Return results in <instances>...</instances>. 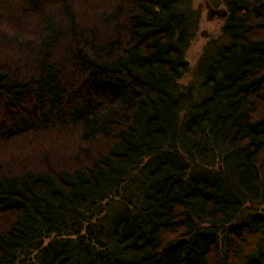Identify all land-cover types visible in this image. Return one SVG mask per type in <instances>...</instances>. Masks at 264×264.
Segmentation results:
<instances>
[{"label": "trees", "instance_id": "obj_1", "mask_svg": "<svg viewBox=\"0 0 264 264\" xmlns=\"http://www.w3.org/2000/svg\"><path fill=\"white\" fill-rule=\"evenodd\" d=\"M208 3L192 66L195 0H0V264H264V0Z\"/></svg>", "mask_w": 264, "mask_h": 264}, {"label": "rangeland", "instance_id": "obj_2", "mask_svg": "<svg viewBox=\"0 0 264 264\" xmlns=\"http://www.w3.org/2000/svg\"><path fill=\"white\" fill-rule=\"evenodd\" d=\"M209 0H195V5L201 9V22L200 30L186 50L185 56L190 61L192 66L195 65L203 46L211 36H215L221 31V27L224 23V18L218 14L223 6L209 7ZM216 11H212L211 9ZM189 76L185 77V81L189 80Z\"/></svg>", "mask_w": 264, "mask_h": 264}]
</instances>
